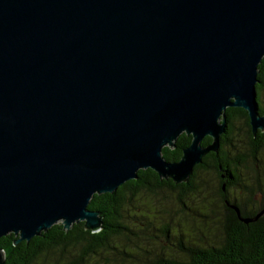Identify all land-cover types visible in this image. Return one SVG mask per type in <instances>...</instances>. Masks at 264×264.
Instances as JSON below:
<instances>
[{"label":"water","instance_id":"1","mask_svg":"<svg viewBox=\"0 0 264 264\" xmlns=\"http://www.w3.org/2000/svg\"><path fill=\"white\" fill-rule=\"evenodd\" d=\"M263 57L264 0H0V238L99 232L90 200L140 169L188 181L219 151L228 107L264 132Z\"/></svg>","mask_w":264,"mask_h":264},{"label":"trees","instance_id":"2","mask_svg":"<svg viewBox=\"0 0 264 264\" xmlns=\"http://www.w3.org/2000/svg\"><path fill=\"white\" fill-rule=\"evenodd\" d=\"M258 78L259 113L264 114V57ZM226 115L219 151L209 152L188 181L176 183L151 168L140 169L137 179L126 181L112 193L94 194L90 200L88 207L103 216L99 232L85 229L80 221L69 230L56 223L17 244L14 241L19 236L8 233L0 238L3 264H264V215L248 223L242 219L254 218L264 208V197L261 202L255 197L256 191L264 195V177L256 175L257 186L247 191V200L239 202L229 193L231 188L244 189L240 179L245 155L242 145L234 141L240 136L237 122L249 138L255 170L257 153L264 151V132L253 134L244 108L228 107ZM191 139L182 133L174 146L163 148L164 158L179 160ZM211 141L206 136L203 144ZM205 174L216 177L217 194ZM216 195L223 209L219 216ZM229 202L238 206L242 218Z\"/></svg>","mask_w":264,"mask_h":264},{"label":"rangeland","instance_id":"3","mask_svg":"<svg viewBox=\"0 0 264 264\" xmlns=\"http://www.w3.org/2000/svg\"><path fill=\"white\" fill-rule=\"evenodd\" d=\"M262 100L264 101V92L262 93ZM237 126L240 127V136L234 139L235 143L238 145H242L241 147V153L243 154L244 157V164L241 166V179H240V183L241 186L244 189L241 188H231L229 193L232 199H237L239 202H242L244 200L248 199V192L249 189H253L255 186H257L255 184V177L256 175L261 176V178L264 177V151L263 150H259V152L257 153V157H258V164H257V168L255 170L254 164H253V159L251 157L250 152H249V138L248 136L245 134L244 128H243V124L238 121L237 122ZM234 157V154L232 155ZM205 177L207 179H209L208 181L211 183V188L214 191L215 194H217L216 191V177L213 174H209L206 175ZM262 186L264 187V183L262 184ZM255 197L257 200H259L260 202L263 201V193L262 192H255ZM216 206H215V213L219 216V215H223V209L221 207V203L216 195ZM217 234L220 235L219 230L215 229Z\"/></svg>","mask_w":264,"mask_h":264},{"label":"flooded vegetation","instance_id":"4","mask_svg":"<svg viewBox=\"0 0 264 264\" xmlns=\"http://www.w3.org/2000/svg\"><path fill=\"white\" fill-rule=\"evenodd\" d=\"M226 200H228V199H226ZM229 201V200H228ZM229 204H232L231 202H229Z\"/></svg>","mask_w":264,"mask_h":264}]
</instances>
